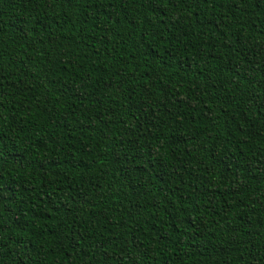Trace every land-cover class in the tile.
Segmentation results:
<instances>
[{"label":"trees","instance_id":"1","mask_svg":"<svg viewBox=\"0 0 264 264\" xmlns=\"http://www.w3.org/2000/svg\"><path fill=\"white\" fill-rule=\"evenodd\" d=\"M0 264H264V0H0Z\"/></svg>","mask_w":264,"mask_h":264}]
</instances>
